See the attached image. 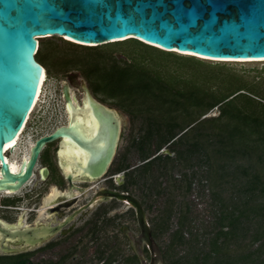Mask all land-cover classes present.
Wrapping results in <instances>:
<instances>
[{"label":"water","instance_id":"1","mask_svg":"<svg viewBox=\"0 0 264 264\" xmlns=\"http://www.w3.org/2000/svg\"><path fill=\"white\" fill-rule=\"evenodd\" d=\"M49 35L66 36L86 46L134 38L164 51L191 52L181 54L196 57L264 59V0H0V191H17L29 179L38 152L56 139L57 152H64L65 144L80 152L71 154L76 169L68 173L69 179L101 176L116 152L122 118L93 99L80 79L92 105L90 116L70 118L67 124L38 137L17 170L6 161L3 146L25 123L42 75L43 66L35 58L38 38ZM62 90L72 105L67 83ZM126 197L136 207L140 227L133 242L148 245L149 259L141 264H165L139 201ZM57 228L13 229L0 221V254L26 250Z\"/></svg>","mask_w":264,"mask_h":264},{"label":"trees","instance_id":"2","mask_svg":"<svg viewBox=\"0 0 264 264\" xmlns=\"http://www.w3.org/2000/svg\"><path fill=\"white\" fill-rule=\"evenodd\" d=\"M64 41L96 50L101 47ZM38 43L35 55L41 46L39 38ZM60 55L63 69L78 67L90 84L104 94L113 95L119 108L132 117H142L140 133L132 137L130 144L141 160H146L139 176L144 175L146 181L154 177L147 182V197L150 198L152 189L167 194L157 224L159 232H167L170 226L175 193L182 196L176 227L168 233L167 243L161 248L165 264H264V96L245 90L242 82L233 86L227 81L223 90L202 87L192 81L177 87L173 80H165L135 61L109 66L81 62L76 56L62 52ZM152 84L163 91V97L155 105L138 96L139 90ZM214 108L217 114L205 115ZM163 110L168 112L163 122L166 128L156 118ZM188 116L186 124L181 122L182 118L178 119ZM164 146L173 156L158 153ZM178 164L190 168L192 173L182 172V178H173L170 173ZM156 173L161 177L169 175V185L164 187L158 180L156 186ZM196 175L206 183L211 220L208 227L203 225L202 230L193 231L190 205L184 197ZM153 236L157 239L155 231ZM25 262L23 254L0 255V264ZM131 264L135 261L131 260Z\"/></svg>","mask_w":264,"mask_h":264},{"label":"flooded vegetation","instance_id":"3","mask_svg":"<svg viewBox=\"0 0 264 264\" xmlns=\"http://www.w3.org/2000/svg\"><path fill=\"white\" fill-rule=\"evenodd\" d=\"M48 44L52 46L51 43ZM52 48L56 51L54 64L62 65L61 53L57 54L55 46ZM39 63L43 66L40 61ZM57 71L63 76V66ZM49 77L53 78L54 75ZM64 77L59 87L53 90L56 95L54 99L60 101V106L54 102L52 109L49 106L50 110H58L59 114L62 111L63 118L54 121L52 117H45L41 110V104L45 102L42 100L44 94L42 93L34 111L37 112V116L26 123L21 133L22 141L26 137H31L33 143L38 137L49 134L57 126L67 124L70 118L78 120L90 116L92 105L90 100L87 101V94L80 86V79L85 81L93 99L118 114V109L121 108L116 105L115 97L102 93L90 84L81 72L65 70ZM64 83L69 87V97L74 108L64 97L62 90ZM91 119L95 117L91 115ZM48 124L54 126L42 131L44 129L42 126ZM55 142L56 147L52 152H43L47 144L38 152L29 179L17 191H0V221L13 229L24 226L35 229L58 228L49 233L46 239L29 246L26 250L0 255L23 254L26 256L24 264H131V260H134L135 264H141L143 259L146 261L149 259L148 245L133 242V238L140 235V227L136 207L126 196H132L139 201L151 235L161 251L160 243L153 236L154 226L150 217V208L153 209L154 205L150 204L151 200L147 202V182L145 176H139L138 173L143 169L146 160L133 164L128 159L129 152H114L111 162L101 176L81 179L74 176L69 179L68 173L76 169L73 156L69 152H57L58 139ZM3 154L9 158V162L6 161L13 164V169L17 170L23 158L27 159L30 152ZM80 157L77 158L78 163ZM154 190L152 189L150 193L162 194L161 189L158 193ZM111 192L126 196L118 198Z\"/></svg>","mask_w":264,"mask_h":264},{"label":"rangeland","instance_id":"4","mask_svg":"<svg viewBox=\"0 0 264 264\" xmlns=\"http://www.w3.org/2000/svg\"><path fill=\"white\" fill-rule=\"evenodd\" d=\"M63 39L68 40L69 38H62L57 35H49L39 38L41 46L39 53L35 55L36 59L43 64V68L46 69L47 75H54L53 78H47L45 84L43 85L42 93L44 94L42 100L45 102L41 104V110L42 112H44L45 117H52L54 121H60L63 118V114L62 111H60L59 114L58 110L53 111L49 109V106L51 107V109L53 108V102L57 103L60 106V101L54 99L56 95L54 94L53 90L59 87L62 78L63 80L65 79V70H77L80 73V69L76 66H69L63 69L62 76V74L58 72L57 69L63 66V63L60 66H57L58 64H54L53 61L56 58L54 57L55 52L52 46H55L57 48L58 53L62 52L64 55L67 56L74 55L78 58L79 61L89 62L90 64L101 62V64H106L109 66H115V63L124 66L128 61H135L139 65L155 71L159 76L163 77L165 80H173L177 87L187 86L189 85V83L187 82L192 81L202 87L217 88L219 90H223L226 88L227 81L233 86L236 83L242 82L244 84L245 90H248L254 94L264 96V59H209L203 56L196 57L197 54L196 56H191L187 54H181L183 52H166L161 49L155 48L154 46H149L137 42L134 39L110 43L106 46H103L106 43L99 44L97 46L101 47L100 49L96 50L92 48L74 45L65 42ZM48 43H51L52 46ZM158 91L159 90L157 86L155 84H152L150 85V87L145 88V90H139L138 96L142 98L141 100L143 102H155V105L163 97V91ZM58 109L60 110L59 107ZM118 110V114L122 118V128L116 152H129L128 159L131 161V163H140L141 157L139 156L138 152H136L135 149L131 147L130 143L132 137L140 133V125L142 124L143 119L141 116L132 117L128 113H124L125 110L123 109ZM215 114H217L216 108L211 111H208V113H206L205 115ZM166 115H168V112L163 110L160 111L159 115L156 117L158 121L164 125L165 128L167 127V124H164L163 122L164 120H166ZM35 116H37V112L33 111L30 115V118L32 119ZM178 119H181V122L186 124L189 121L190 117H179ZM53 126L54 124H48L47 126L43 125L42 127L44 129L42 131H46ZM23 143L24 141L22 142V144H20L19 142L17 144L18 148H21ZM46 147L47 148H45L43 152H52L56 147L55 140L47 143ZM163 148H167V146H164ZM156 153L157 152H155V154ZM161 153L165 154V152ZM169 155L173 156V152L169 151ZM175 166L176 167L174 171H171L170 173V175L175 179L182 178V172L189 174L192 173L190 168H181L179 164ZM202 168L203 167H200V170ZM168 178L169 175H167V177H161L158 173H156L155 185L157 186L158 180H161L162 186H168ZM147 179L148 181L146 182H150L154 180V177ZM205 185L206 183L204 180L200 181L197 175L194 176L192 178L190 192L184 197L186 198L187 203H189L190 205V215L194 221L192 223L193 231H196L195 229L197 228L202 230L203 225H205V227H208L209 221L211 220V209L208 203L209 199L207 196V186ZM146 187L147 191L149 192L148 183ZM165 192H167V190H165ZM178 194L175 193L174 202L176 203H174V213L170 219V226L167 229V232H159V226L157 227V224L160 221V214L163 212V207L166 204L165 198L167 194L163 192L159 195H154V193H150V198L147 199L148 203V200H151L150 204L154 205L153 209L150 208V217L154 226V231L157 233V240L160 243L161 248H163L167 243L168 233L176 227L178 206L180 204V200H182V196ZM200 230L197 231H199L200 233Z\"/></svg>","mask_w":264,"mask_h":264},{"label":"bare ground","instance_id":"5","mask_svg":"<svg viewBox=\"0 0 264 264\" xmlns=\"http://www.w3.org/2000/svg\"><path fill=\"white\" fill-rule=\"evenodd\" d=\"M64 37H66V36H64ZM66 38H68V37H66ZM183 53L189 54L191 52H183ZM225 60H228V59H225ZM236 60H250V59H236ZM46 75H47V72L43 68L42 75H41V78H40V82H39V85H38V89H37V92H36V96H35V99H34V102H33V107L31 108L30 113L27 116V118L25 120V123L23 124V126L21 128V131L18 133V135L13 140L5 143V145L3 146L4 152H27L28 151V146L31 144V140H30L31 137H26L25 138L24 143H23V145H22V147L20 149L17 148V144L19 142H20V144H22V142H23L22 141V138H21V133L23 132V129L25 127V124H26L28 118L30 117V114L33 111H35L36 108H37V106H38L37 105V102H39V100H40V96H41V93L43 91V85L45 84V81L47 79ZM80 130L81 131H84V129H80ZM64 152H69V154H75L76 155V152L78 153L79 150L75 149L74 146H72V145H69V147H68V145L65 144ZM5 159L9 162V158L5 157ZM10 165L12 167V170H14L13 169V164H10Z\"/></svg>","mask_w":264,"mask_h":264},{"label":"built area","instance_id":"6","mask_svg":"<svg viewBox=\"0 0 264 264\" xmlns=\"http://www.w3.org/2000/svg\"><path fill=\"white\" fill-rule=\"evenodd\" d=\"M41 94H42V93H41ZM40 97H41V96H40ZM39 101H40V100H39ZM38 103H39V102H37V105H38ZM32 107H33V106H32ZM29 113H30V111H29ZM31 114H32V113H31ZM31 114H30V115H31ZM28 115H29V114H28ZM30 119H31V118L29 117L28 120H27V122H28ZM27 122H26V123H27ZM25 125H26V124H25ZM24 129H25V128H24ZM24 129H23V131H24ZM20 131H21V130H20ZM20 131H19V132H20Z\"/></svg>","mask_w":264,"mask_h":264}]
</instances>
